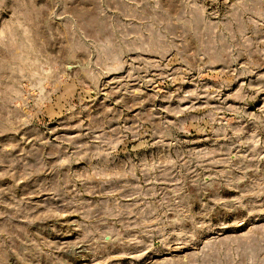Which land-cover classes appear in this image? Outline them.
<instances>
[{"label":"rangeland","instance_id":"1","mask_svg":"<svg viewBox=\"0 0 264 264\" xmlns=\"http://www.w3.org/2000/svg\"><path fill=\"white\" fill-rule=\"evenodd\" d=\"M0 264H264V0H0Z\"/></svg>","mask_w":264,"mask_h":264}]
</instances>
